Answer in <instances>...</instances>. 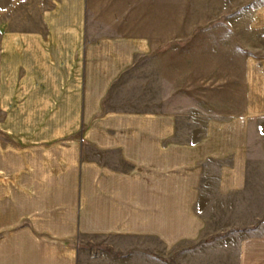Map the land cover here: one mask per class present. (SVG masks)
<instances>
[{
  "label": "crops",
  "instance_id": "obj_1",
  "mask_svg": "<svg viewBox=\"0 0 264 264\" xmlns=\"http://www.w3.org/2000/svg\"><path fill=\"white\" fill-rule=\"evenodd\" d=\"M147 8L0 0V264H264V228L213 238L199 210L264 204V58L213 118Z\"/></svg>",
  "mask_w": 264,
  "mask_h": 264
},
{
  "label": "rangeland",
  "instance_id": "obj_2",
  "mask_svg": "<svg viewBox=\"0 0 264 264\" xmlns=\"http://www.w3.org/2000/svg\"><path fill=\"white\" fill-rule=\"evenodd\" d=\"M146 15L153 51L170 64L180 60L182 91H187L188 84H196V98L204 102L199 90H204L205 83L208 90L211 83L213 91L206 98L207 105L211 98L213 118L235 112L241 95L237 70L242 68L243 57L264 58V28H259L264 23V0H148ZM150 80L156 83L157 76L150 74ZM259 128L264 133V124ZM208 208L199 206L207 216L206 234L213 238L221 230L243 223L246 234L264 228V219H252L258 212L264 213V204L247 203L243 209L235 204H214L212 216H208Z\"/></svg>",
  "mask_w": 264,
  "mask_h": 264
}]
</instances>
